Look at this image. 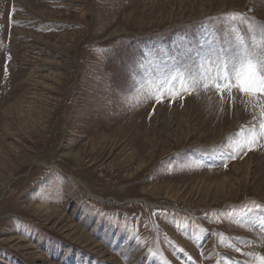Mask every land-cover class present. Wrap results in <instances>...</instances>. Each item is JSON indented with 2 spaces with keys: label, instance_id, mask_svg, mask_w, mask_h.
<instances>
[{
  "label": "rangeland",
  "instance_id": "obj_1",
  "mask_svg": "<svg viewBox=\"0 0 264 264\" xmlns=\"http://www.w3.org/2000/svg\"><path fill=\"white\" fill-rule=\"evenodd\" d=\"M250 25L264 0H0V264H255L264 138L226 157L258 109L141 102Z\"/></svg>",
  "mask_w": 264,
  "mask_h": 264
},
{
  "label": "snow or ice",
  "instance_id": "obj_2",
  "mask_svg": "<svg viewBox=\"0 0 264 264\" xmlns=\"http://www.w3.org/2000/svg\"><path fill=\"white\" fill-rule=\"evenodd\" d=\"M227 18L233 22L237 19H246L242 13H230L227 14ZM257 30L259 38L253 34L250 39H247L238 32L237 28H231L223 35L222 44L217 43L218 37L215 33H209L200 41V47L211 46L213 50L222 48L224 52L231 51L233 53L231 58L229 59L226 55H217L214 70H212L211 62L205 60L201 65L202 71L199 73L173 68L161 74L155 85L143 94L141 102L154 100L156 103H162L168 100L171 103L176 99L183 100L186 95H199L197 89L203 88L205 91L214 89L222 104L226 97L231 104L235 102L238 93L241 97L247 98V102L251 103L254 109H258L259 123H253L246 130L247 134L242 131L243 139L236 142L233 151L228 153L226 159L236 158L235 147L248 151L253 150V145L260 147L259 141L264 138V25L249 26L250 33H256ZM186 50L191 52L192 48L189 47ZM205 68L207 70H204ZM256 119L257 116L254 114L253 121ZM239 211L241 216L257 212L264 216V204L252 203L251 207L242 205ZM260 223L264 225V220H260ZM262 235H264V228H262ZM236 251L241 250L237 248ZM249 255H254L255 264H264V255L259 253H249Z\"/></svg>",
  "mask_w": 264,
  "mask_h": 264
}]
</instances>
